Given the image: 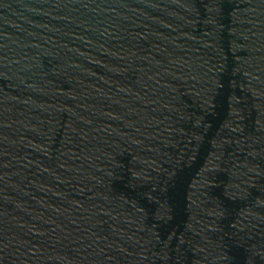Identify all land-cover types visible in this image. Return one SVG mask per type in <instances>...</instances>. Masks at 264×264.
Instances as JSON below:
<instances>
[{
  "label": "water",
  "instance_id": "obj_1",
  "mask_svg": "<svg viewBox=\"0 0 264 264\" xmlns=\"http://www.w3.org/2000/svg\"><path fill=\"white\" fill-rule=\"evenodd\" d=\"M0 264H264V0H0Z\"/></svg>",
  "mask_w": 264,
  "mask_h": 264
}]
</instances>
